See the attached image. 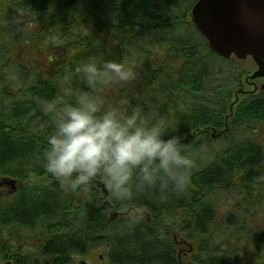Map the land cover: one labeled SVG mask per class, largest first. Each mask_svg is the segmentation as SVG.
Instances as JSON below:
<instances>
[{"label": "trees", "instance_id": "trees-1", "mask_svg": "<svg viewBox=\"0 0 264 264\" xmlns=\"http://www.w3.org/2000/svg\"><path fill=\"white\" fill-rule=\"evenodd\" d=\"M196 1L0 0V14L33 11L37 24L20 35L0 15V175L20 176L26 165L56 174L50 186L49 178L27 182L14 206L0 208V224L42 223L57 235L35 264H67L93 249L110 264H183L180 251L190 248L191 264H260L254 176L264 151L254 144V117L264 118V101L231 112L232 95H207L216 55L192 23ZM56 32L60 45L42 44ZM159 100L173 114L165 126L150 118ZM225 126L229 147L205 159L200 146ZM100 154L108 166L97 176L112 185L110 205L79 184L65 193L62 171ZM220 193L233 199L226 217ZM113 210L120 215L109 221Z\"/></svg>", "mask_w": 264, "mask_h": 264}, {"label": "rangeland", "instance_id": "rangeland-1", "mask_svg": "<svg viewBox=\"0 0 264 264\" xmlns=\"http://www.w3.org/2000/svg\"><path fill=\"white\" fill-rule=\"evenodd\" d=\"M2 1H6V0H2ZM1 11H2V5H0V13H1ZM31 13L32 14L29 15L27 12L24 11V9H19V10L12 9L11 11L2 12V14H0V15L2 16V22L4 24L10 25L11 26L10 28H12V27L16 28L15 32L19 33L20 35H28L27 27L31 23H33L32 17H33L34 13H33V11ZM31 28H33V27H31ZM60 43H61V41H60V37H59L58 32L52 33V34H46L43 37V41H42L43 45L49 46V47L50 46L51 47L52 46H58V45H60ZM151 48L156 53L163 54V51H161V50L158 51L152 46H151ZM51 50H53V49L50 48V53H51ZM36 54H38V53H36ZM47 55H49V54H47ZM43 56H38L39 61H41L42 64L47 65L48 60L43 59V58H45ZM47 58H48V56H47ZM249 63L250 62H248V61L245 62V60H243L242 65H238V64L233 63L232 61H227V60H224V59L219 58L217 56L212 60L209 59V64H211V70H212V73L209 72V74L212 77V79H211V81H209L208 86L206 88L207 89V95L210 94V96H212V97L219 96V95H221V90H222L224 92L225 98H228V95L233 96V97H229L228 101L226 102L229 105V107H231V102L233 103V98H234V91L237 89V88H234V86H235V83L238 81V80H235V76H233V75H237V71L241 70L242 68L243 69L248 68L247 66L249 65ZM250 64H252V63H250ZM2 73L5 74L3 71H2ZM133 75L134 74H131V75H129V77H132ZM246 76H247V74H246ZM126 78L127 77H124L122 74H120V75H118L117 82L119 83V79L122 80V81H120V84L123 82H126L125 81ZM251 78L254 79V77H251ZM15 80H19L21 82V79H19V76L18 77L16 76ZM244 81H245V79H244ZM114 84H117V83L112 82V85H114ZM253 95H254L253 92H251V94H247L245 96V99H243L240 103L241 104L249 103L254 98ZM216 101L219 102V99H216ZM240 103H238V104H240ZM151 104L153 106H155L156 110L150 116V118L155 119L156 122L160 123V125H162V126H165L168 124V122L173 121L172 120L173 114H170V115L166 114V112H165L166 107H162V106H164L162 101L159 100L158 102H156V104H154V103H151ZM121 105L122 104H120V106ZM44 108L47 109L46 105ZM235 108H236V104L233 106V109H235ZM184 109H182V110H184ZM120 112H121V110H120ZM170 113H174V112H170ZM140 118L141 117H139L138 120L140 123H142ZM142 119L147 121L148 116H145ZM228 120H229V117L227 116L226 121L228 122ZM4 125L10 127L9 124H4ZM15 128H16V126H15ZM223 129H225V130L221 135H219V137L216 138V137L211 135V136H209L210 138L208 139V142H205L204 144H202L200 146L202 151H203V155L205 156V159L211 158L213 156L212 153H217L220 150H224V149L229 147L230 139H228V135H226V132L229 131V127L225 126ZM98 159H100V160H98ZM82 160H83V162L81 164L83 165V167H87V168L91 167L95 163H100L101 164V169L99 170L100 174H102L103 169H105L107 167V165L103 163L105 160L102 158V154L95 155V156H87L86 158H82ZM32 161H35V159H32ZM39 163H40V161H39ZM50 165H51L50 162L47 163L46 161H44V166H47L50 168ZM26 166H28L30 168V170L35 171L29 165H26ZM72 170L75 171L76 168L74 167V168H72ZM35 172L33 174L35 176L34 178H37L39 176L51 178V177H54L56 175L54 173L52 175V173L48 170H46L44 172H38V171H35ZM96 172L93 173L94 174L93 178L99 180V177L97 176ZM79 174L80 173L76 172L72 177L69 176V178L67 179L68 181H70V182L67 181L68 187L70 188L71 185L79 184V185H82L81 187H85L86 189L92 188L94 190V192L97 191L100 194V196H99V194L98 195L96 194V197L101 201V198L103 196V192H99L100 188L98 187V185L96 183H94L92 180L83 181V180L79 179L80 178ZM13 177L16 179L17 178L18 179L23 178L22 176H19L18 174L14 175ZM73 180H74V182H72ZM101 182H102V180H101ZM78 189H80V188H78ZM64 191L66 193L67 189H65ZM111 198H112L111 200H113V191L111 193ZM214 198H215V201L217 202L218 207L220 209V210L218 209L220 215L228 213V210H229L228 206L230 203L228 196L220 193V195L216 194L214 196ZM130 206H132V205H128V207H130ZM130 212H131V209H129V211L127 213H130ZM112 213L114 215H116L114 211H112ZM131 214H132V212H131ZM135 214H136V212L134 211V214H132V215H135ZM225 216H227V215H225ZM46 226H45V224L41 223V224L35 225L33 227H28V226L23 225L20 228L18 226L15 229L14 227L11 226V224L1 223L0 224V236L10 237L11 241H9V242H8V240L4 241V243L6 244V246L10 250H15V252L19 251L18 253L26 254V256L29 255V257H33V256H35L36 252H38V250L40 249V245L37 246L38 239L41 236L40 233L45 231L49 227V226L48 227H46ZM29 235H32L33 237H36V238L33 241H28L26 238ZM101 251L102 250H99V253ZM186 253H187V251H185V252L180 251L179 258L182 262H184L183 264H189L187 261L189 259L190 260L192 259L191 256H193V254L195 253V249H191V252H190L191 256L186 258V260H184V257H186ZM258 262L261 264L260 258H258Z\"/></svg>", "mask_w": 264, "mask_h": 264}, {"label": "flooded vegetation", "instance_id": "flooded-vegetation-1", "mask_svg": "<svg viewBox=\"0 0 264 264\" xmlns=\"http://www.w3.org/2000/svg\"><path fill=\"white\" fill-rule=\"evenodd\" d=\"M248 61L249 63L247 66L248 68L243 69V75L241 81H237L235 83L236 90L234 91V98L233 103L231 102V107H229V110H233V106L238 103H240L243 99H245V96L247 94H251V92L254 93V104L258 101H264V77L263 76H257L252 79L251 77L255 74L254 72L258 69L257 65L254 63L253 60H245V62ZM248 64V63H247ZM247 74V76H246ZM245 79V81H244ZM243 80V81H242ZM254 123L257 124L256 127H254V144L260 145V151H264V118H257L254 117ZM264 158V156H261ZM31 159H34L33 156L30 157ZM36 158V155H35ZM10 167H16L15 164H13ZM35 171L30 170V168L25 169L24 173H22L20 176L23 178H14V175H17L19 173L18 170L13 169L10 170V172L1 173L3 175H0V208H3L4 204L11 203L12 206H14L17 202V197L19 196V193L21 192L22 188H24L25 184L32 181H39V179H47L44 176H39L37 178H34L33 175ZM36 173V172H35ZM67 174V171L64 172ZM94 172H90L86 175L79 176L81 180H92L94 183L98 185L97 179L93 178ZM85 174V173H82ZM74 175L73 172L70 171V177ZM78 179V180H79ZM48 180V185L50 186V178ZM67 180V179H66ZM68 181V180H67ZM67 181L62 186L66 189ZM70 182V181H68ZM74 182V180L72 181ZM111 192V191H110ZM227 196V195H226ZM230 204L232 205L233 202L229 196ZM109 204V202H108ZM1 210V209H0ZM9 224H11L12 227L15 229L18 227V220L14 219V222L9 221ZM35 226L34 224L31 225V227ZM47 232V233H46ZM46 232H41V236L38 239L37 246L40 245V249L38 250L39 254H44L45 252H42V248H46L48 239L52 236L49 232V227L46 229ZM258 236V237H257ZM261 238V240L264 242V163L262 164L261 168L258 170H255V176H254V242L258 244L257 238ZM36 237H33L32 235H29L26 239L28 241H33ZM8 240L11 241L10 237H2L0 236V264H35L34 262V256L29 257V255L26 256V254L15 252V250H10L4 241ZM45 245V246H44ZM264 247V246H262ZM257 248L254 247V257H259L261 260V264H264V248ZM91 250L92 247H89ZM99 250H102L99 253ZM93 251H90V254L87 256H83L80 253L74 252L71 261L67 264H110V258H106V255L104 254L103 249H99ZM191 252V248L189 249ZM98 253V254H97ZM48 260L46 258L44 259V262L42 264H46ZM49 264V262L47 263ZM51 264V263H50Z\"/></svg>", "mask_w": 264, "mask_h": 264}, {"label": "water", "instance_id": "water-1", "mask_svg": "<svg viewBox=\"0 0 264 264\" xmlns=\"http://www.w3.org/2000/svg\"><path fill=\"white\" fill-rule=\"evenodd\" d=\"M191 15L215 52L252 55L264 75V0H199Z\"/></svg>", "mask_w": 264, "mask_h": 264}, {"label": "bare ground", "instance_id": "bare-ground-1", "mask_svg": "<svg viewBox=\"0 0 264 264\" xmlns=\"http://www.w3.org/2000/svg\"><path fill=\"white\" fill-rule=\"evenodd\" d=\"M264 90V89H263Z\"/></svg>", "mask_w": 264, "mask_h": 264}]
</instances>
